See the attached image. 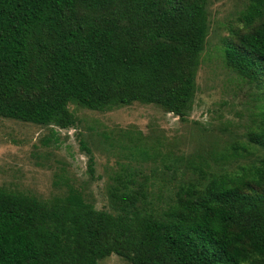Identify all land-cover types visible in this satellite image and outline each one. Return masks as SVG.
<instances>
[{
  "label": "trees",
  "instance_id": "trees-1",
  "mask_svg": "<svg viewBox=\"0 0 264 264\" xmlns=\"http://www.w3.org/2000/svg\"><path fill=\"white\" fill-rule=\"evenodd\" d=\"M208 0H0V116L72 128L71 103L157 104L185 120L210 32ZM225 65L264 100V0H248ZM245 141L190 155L125 146L98 208L69 183L49 198L0 187V264H264V102ZM160 144V142H158ZM93 176L95 156L85 140ZM153 150L155 153H153ZM160 157L159 160L156 159Z\"/></svg>",
  "mask_w": 264,
  "mask_h": 264
},
{
  "label": "rangeland",
  "instance_id": "rangeland-1",
  "mask_svg": "<svg viewBox=\"0 0 264 264\" xmlns=\"http://www.w3.org/2000/svg\"><path fill=\"white\" fill-rule=\"evenodd\" d=\"M247 2L208 0L210 32L197 74L193 108L185 120L157 104L140 102L105 111L71 103L78 121L68 129L0 116V187L49 198L66 191L65 177L81 188L96 207L111 209L107 188L112 183L111 176L123 164L136 166L145 162L143 166L149 174L155 166H161V162L153 164L151 158L146 161L139 153L130 152L125 147L129 143L126 134L143 136L147 146L158 147L164 154L170 153L171 158L245 141L246 133L255 124L253 112L264 100L254 96L260 93L258 87L225 65L222 49L227 40L236 38L235 31L243 28L239 16ZM81 139L95 156L93 176ZM257 152L264 155V149ZM99 264L131 263L112 254Z\"/></svg>",
  "mask_w": 264,
  "mask_h": 264
}]
</instances>
